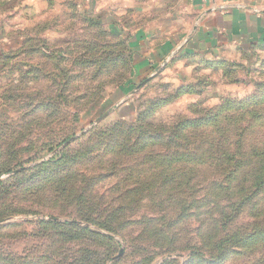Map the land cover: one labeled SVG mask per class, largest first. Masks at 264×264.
Masks as SVG:
<instances>
[{"label":"rangeland","instance_id":"rangeland-1","mask_svg":"<svg viewBox=\"0 0 264 264\" xmlns=\"http://www.w3.org/2000/svg\"><path fill=\"white\" fill-rule=\"evenodd\" d=\"M201 18L191 0H0V264H264V44L195 51Z\"/></svg>","mask_w":264,"mask_h":264},{"label":"crops","instance_id":"crops-1","mask_svg":"<svg viewBox=\"0 0 264 264\" xmlns=\"http://www.w3.org/2000/svg\"><path fill=\"white\" fill-rule=\"evenodd\" d=\"M202 1L205 0H191L202 18L186 40L188 48L204 51L228 43L242 46L264 44V0H206L204 5ZM182 40L170 39L164 47L147 51L148 57L142 55L140 63H151L155 69V61L168 55L166 49L181 44ZM134 44L138 51L143 48L140 39H135ZM151 53L153 58L149 57Z\"/></svg>","mask_w":264,"mask_h":264},{"label":"trees","instance_id":"trees-1","mask_svg":"<svg viewBox=\"0 0 264 264\" xmlns=\"http://www.w3.org/2000/svg\"><path fill=\"white\" fill-rule=\"evenodd\" d=\"M209 121H210V123H212V118ZM213 122H214V120H213ZM176 136L178 138L181 137V135L179 133H177ZM238 144H239V142H238ZM211 147L215 149L217 147V145L214 143V144H211ZM189 152H187V153H189ZM263 155H264V153H259V154H257L255 156L258 163H257V166L254 167V170L257 171V174L254 176V182H255V184H260V185L264 183V175H262V177L260 175L261 172H264V159H263L264 157H263ZM185 156L186 155H183L181 151H176L173 154V158H171L170 160H167L164 164L162 163L164 165V168H162V173H163V177H164L163 181L164 182H168V183H170V181L173 182V180L175 179V174L171 173V167L175 163H181V162L186 161V160H184ZM229 156H232V155H229ZM225 158L226 157L222 156L223 160ZM158 169H159V167H158ZM191 170H192V168L188 167L186 172L188 174H190ZM171 175H173V176L171 177ZM223 218H225V217H221V219H222V221H221L222 228L227 229V221H228V219L224 220ZM233 239H235L234 236L222 238L217 244H215V246H217L218 249L219 248H223L224 244L230 243V241H233ZM172 241L174 242V240H172Z\"/></svg>","mask_w":264,"mask_h":264},{"label":"water","instance_id":"water-1","mask_svg":"<svg viewBox=\"0 0 264 264\" xmlns=\"http://www.w3.org/2000/svg\"><path fill=\"white\" fill-rule=\"evenodd\" d=\"M100 119H101V118H100ZM100 119H99V120H100Z\"/></svg>","mask_w":264,"mask_h":264},{"label":"built area","instance_id":"built-area-1","mask_svg":"<svg viewBox=\"0 0 264 264\" xmlns=\"http://www.w3.org/2000/svg\"><path fill=\"white\" fill-rule=\"evenodd\" d=\"M206 1V0H205Z\"/></svg>","mask_w":264,"mask_h":264}]
</instances>
